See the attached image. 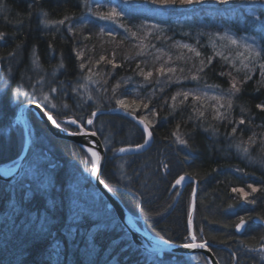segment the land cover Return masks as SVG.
<instances>
[{
    "label": "trees",
    "instance_id": "obj_1",
    "mask_svg": "<svg viewBox=\"0 0 264 264\" xmlns=\"http://www.w3.org/2000/svg\"><path fill=\"white\" fill-rule=\"evenodd\" d=\"M120 7H127L125 31L108 35L107 25L97 22V13L112 8L118 11ZM45 20L64 23H57L59 32H48ZM260 21H264V0H230L228 4L203 0L168 7L153 0H0V33L4 34L0 40V80L16 82L24 76L30 89L36 88V80L45 81V88L56 85L60 90L55 104L67 117L78 119L76 111L90 116L92 112L99 113L94 118L106 125L104 133L112 139L103 177L130 210L132 204L131 212L143 217L154 234L183 243L190 241V211L188 207L184 209V201L191 199L193 185L177 199L180 189L173 190L172 184L181 175L193 176L200 188L193 217L196 233L201 237V229L205 230L204 238L215 244L216 255L226 257L220 260L222 264H233L235 259L237 264H264V252L252 251L264 246L260 243L261 234L264 236V110L256 107L264 103V84L258 83V67L245 69L233 56L224 54L229 57L225 61L212 47L215 34L226 31L255 38L257 47L264 45ZM185 44L200 56L182 47ZM101 56L107 59L101 61ZM113 59L118 67L108 63ZM201 60L203 72L198 71ZM81 63L86 67L81 69ZM161 66L173 67L176 72L161 75ZM141 70L151 71L152 77L146 80L139 74ZM88 75L92 80L85 78ZM192 75L200 78L192 80ZM246 75L252 78L246 79ZM233 78L240 91L229 97L231 109L227 101L224 108H219L226 118L215 119L217 102L208 92L227 94ZM79 80L95 82L89 95L73 91ZM117 83L119 88L115 87ZM183 91L207 92L210 98L202 96L203 100L196 101L189 96L181 103L183 98L177 97L173 102L172 96ZM10 96L12 90L0 97V164L18 158L25 143V132ZM119 99L131 105L127 110L146 118L152 126L154 142L143 154L122 156L115 149L117 145L139 144L145 139L143 129L130 118L117 113L107 115V110L120 106L116 103ZM32 100L40 102L36 94ZM201 111L203 116L199 115ZM240 119L245 120L243 125H238ZM98 125L93 122L90 128ZM233 127L237 129L235 135ZM37 130L39 135L47 132L41 125ZM177 131L187 144L176 140ZM254 133L255 142L250 143ZM46 136L54 139L55 145L60 144V152L54 153L58 156L54 162L59 160L60 167L52 173L60 185L70 183L71 173L90 181L83 171L93 168L90 154L73 143ZM28 167L37 185L31 177L30 187L26 183L8 186L0 182V264H166L143 253L106 205L104 213L101 210L84 215L87 224L106 225H100L103 230L99 233L94 234L90 226L70 223L65 197L55 198L52 188L47 196V188L40 187L36 174L46 169L44 163L33 162ZM234 188L244 192H234ZM164 206L174 208L173 212L160 213L158 209ZM241 218L247 221V227L239 236L235 227ZM159 221L164 232L157 231ZM65 230L66 235L62 234ZM60 238L72 246L55 257ZM76 243H80L81 251ZM103 250L111 253L110 260ZM170 257L165 255L164 259ZM203 261L201 256L183 257L174 264H208Z\"/></svg>",
    "mask_w": 264,
    "mask_h": 264
},
{
    "label": "bare ground",
    "instance_id": "obj_2",
    "mask_svg": "<svg viewBox=\"0 0 264 264\" xmlns=\"http://www.w3.org/2000/svg\"><path fill=\"white\" fill-rule=\"evenodd\" d=\"M127 8V7H126ZM125 7H120L118 9V12L121 13V15L113 20V22L109 21V20H103V19H100V18H96L97 22L100 23V24H103V25H107V28L109 30V32L113 33V34H118L119 32H123L124 33V27H118L117 25H114V23H119L120 25H123V20L128 17V13H127V9ZM59 29V28H58ZM58 29H55L54 31H49V32H55L57 31ZM111 29H114V31H111ZM59 32V31H57ZM97 34L100 36V33L97 32ZM91 37V36H90ZM62 41V40H61ZM86 43V41H85ZM23 79H26V77L22 76ZM23 79H20L16 82H9L8 79H1L0 80V97L2 95H5L6 94V91L8 90H12V96L11 97V101H12V104H13V107L14 108H17V117H18V120L19 122L22 124L23 126V129H24V132H25V135H24V140H25V143H24V148H23V151L21 153V155L23 154L24 150H25V147H26V140H27V135H26V131H25V127H24V124H23V121L21 119H19V114L21 112V108L24 104H27V103H34V104H38L40 107L41 105H43V108L45 111H47L48 115H51L52 118L56 121V124L58 125L59 128H62L64 130H67V131H70L72 133H79L80 132V124H71L69 123V120L70 119H77L76 117H72L71 115L69 117L65 116L64 113L62 112L63 110H60L59 108H49L48 106H46L44 103L37 101V100H32V97L35 95V94H32V93H29V91L31 90L28 86L25 85V82ZM81 81V80H79ZM85 81V80H84ZM95 82H92V81H89V84L90 86H93ZM20 91H25L26 92V95L25 96H17L19 94ZM202 92H195V94L197 95H201ZM212 97L213 96H217L218 94V91H209L208 92ZM207 98H210L209 96H207ZM192 100H194L192 98ZM203 100V99H202ZM198 105V104H197ZM58 106V105H57ZM117 108H120V106L114 108V109H110V110H107L106 112L109 113L107 114L108 116H110L112 113H117V114H122L124 115L125 117L127 118H130L132 121H134L138 126L141 127V125L133 118H131L130 116L124 114V113H120V112H117L116 109ZM124 109V108H123ZM124 110H127V109H124ZM15 111V110H14ZM129 111V110H127ZM77 115L79 116V118L77 120L80 121L81 124L84 125V128L87 130V131H92V132H95L97 133V135L99 136V138L101 139V141L103 142V145L106 149V152H107V156H108V149L106 148V144H107V135L104 133L105 129L103 126H106V125H101L99 123H101V120H98L97 118H94V117H91L90 115L88 114H85L83 111H76ZM130 113H132L133 115L136 116L137 119H143L146 123H149L148 120H146V118L144 117H141L139 116L138 114L136 113H133L131 111H129ZM99 114V113H96V115ZM73 115V114H72ZM92 118L93 119V122H95V124H99L97 127L98 128H95V129H92L90 128L91 127V124H87L86 123V120L88 118ZM106 117V115H105ZM31 118H32V121H33V125L35 127V131H36V150H35V153L33 155V157L30 159L26 169H25V172L24 174L20 177V179L16 182H11V181H6V180H1L0 179V182L1 183H4L5 185H8V186H11V185H16L18 183H26L28 185V187H30V180H28L30 177H31V182L34 183V185H37V182H35L36 178L34 177V174H31L29 173L28 174V166L34 162V165H37V164H41V163H44L45 165V170H42L40 171V175H39V172H37L36 176H37V179L40 178V187L41 188H47L45 190L46 192V195L48 196V193H50V189L52 188L53 191L52 193L55 195L54 197L57 198L58 200L61 199V197H65L64 201H67L69 202V205L67 207V213H68V218H69V221L70 223L72 224H75V225H78L81 226V227H85L86 226H90L92 231L95 233H99L97 231H102L103 228L100 227V225H103V224H99L98 225H95V224H87L86 222H84V215H85V212H87L90 216V214H93L94 213H98V212H102L104 213V209H105V205H106V209L108 211H111V212H115L114 209L110 208L109 207V200H107V198L104 196V194L94 185L93 181H92V173H93V168L92 170L88 169V168H84V174L87 176V178H89L88 180L90 181H82L80 178H78L77 176H75L74 174H70L69 175V182L70 183H66V185H60V183L58 182V180L55 179V176L52 174L53 172H56V168H59L60 166V161L59 160H55L54 162V158L55 157H58L57 155H55V151L57 150V147L60 146L59 145H55L54 144V139L52 138H49L48 136H46L47 134L55 139H58V140H65V141H68L70 143H73L75 145H77L78 147L82 148L83 150L84 147H81L80 145L76 144L75 142L71 141V140H66V139H62V138H59V137H56L50 130L49 128L47 127V124H45L42 120V118L40 117V115L36 112V111H32L31 112ZM41 125L47 132H40V135L38 134V126ZM149 127L152 131V126L149 124ZM142 128V127H141ZM40 129V128H39ZM143 129V128H142ZM143 131L145 132V130L143 129ZM153 134V132H152ZM154 137V136H153ZM107 138V139H106ZM146 140V133H145V139L144 141ZM144 141L142 143H139V144H144ZM154 142V141H153ZM138 144H134V145H127V146H120V145H117V147L115 149H120V148H128V147H134ZM153 145V144H152ZM111 146H112V143H111ZM152 147V146H151ZM150 147V148H151ZM111 148V147H110ZM109 148V149H110ZM149 148V149H150ZM172 148L174 149L175 147L172 146ZM149 149L145 150L144 152H139V153H134V154H124L123 152H120V154L122 156H131V155H138V154H143L145 152H147ZM58 152H60L59 150H57ZM87 151V150H85ZM88 152V151H87ZM89 153V152H88ZM47 157H45V155H47ZM21 155L18 156V158H16L15 160H12L11 162H4V163H1L0 166H6V170L5 172H11L12 170H15L16 167L19 165L17 160L21 157ZM91 156V155H90ZM66 155H63V159L65 158L66 159ZM92 157V156H91ZM93 159V158H92ZM65 161H68V160H65ZM106 161H107V158H106ZM118 162V161H117ZM105 166H106V162H105ZM93 167H94V160H93ZM105 169V167H104ZM86 171H89L90 174H88ZM27 172V174H26ZM103 173H104V170H103ZM103 173H102V176H101V180L102 182L109 188L111 189L110 185L108 184V182L104 179L103 177ZM182 176H186V177H192L194 178L193 176H189V175H181L179 176L176 180H178L180 177ZM71 177V179H70ZM195 180H197L196 178H194ZM176 180H174L173 184H172V189H180V192H179V196H177V199H180L181 197V194L182 192L186 189V188H189L190 186L193 185V190L191 192V199L189 201H187V199H185L184 201V209H186V207H188L189 209V215H188V229H189V237H190V241L189 242H186V243H183V242H178V241H173V240H170L167 236H159V235H156L154 234L151 230H150V226H148L147 224V221L144 220L143 217H137L136 215L137 214H134L131 212V210H134V207L132 206L131 204V210L126 206L125 203H123V201L121 200V198L111 189V191L121 200V202L123 203L125 209L132 215V217L134 219H131V223L136 226V224L142 229V230H147L149 234H152L153 236H156L157 238L161 239L162 241H171V243H174V244H188V243H191L192 240H191V235L194 233L197 237V240L196 242H203V241H207V242H210L208 240H206L204 237L205 235V230L204 229H201L202 230V233L201 234V237L199 234L196 233L194 227H193V221H194V212H195V209H196V204H197V199H198V196H199V181H198V188L196 190V186H195V182H188V183H184V184H180V185H176ZM159 186H163V184H158ZM90 190H93L94 192H96V194L98 195V198H93L90 196L89 198V191ZM79 198V200H77ZM94 199V200H91V199ZM196 198V200L194 201V199ZM178 201V200H177ZM79 202L78 204V207L80 208H77L75 207V204ZM178 203V202H177ZM173 207L175 208L176 207V203L173 204ZM173 209H169L168 207H162V209H158L161 212H167V213H172L173 212ZM79 210H81V212L79 213ZM136 211V210H135ZM116 214V212H115ZM117 216V214H116ZM118 220L120 221L119 217L117 216ZM261 218V217H260ZM154 219V218H153ZM141 222V224L139 223V221ZM155 221V219H154ZM27 222H30V221H27ZM98 223V222H97ZM120 223L122 224V226L126 229L127 233L131 236V239L133 241V243L140 249L143 251V253H145L146 255H148V257L150 259H154L153 261H156V260H162L163 263H166V264H174L176 263L175 261L179 260L180 258H187V259H190V258H197L199 256L203 257L205 259V261L203 262H208V264H210L208 258L206 256H203L201 254H193V255H175V254H170V253H167V252H164V251H160V252H157V253H149L147 251H145L144 249H142L133 239L132 235L130 234V232L127 230V228L123 225V223L120 221ZM240 223V222H239ZM238 223V224H239ZM244 223H245V228H244V231L242 232H239L238 231V228L235 227V232L237 235L241 236L244 234L245 230H246V227H247V221L244 220ZM158 229L157 231H161V232H164V227L162 225V222H158L156 223ZM155 225V226H156ZM103 226H106V225H103ZM96 231V232H95ZM62 234H67V230H65ZM262 236V240L260 241V243H264V236L261 234ZM79 241H82L81 238H79ZM212 245H211V249L213 251V254L215 255V257L218 259L219 263H221V261L224 259L226 260V257L225 256H221V257H218L215 253V251L213 250L215 246V244H213L212 242H210ZM77 246L79 247L80 251H81V248H80V243H76ZM71 246H72V243L69 242V241H65L63 240L62 238H60L58 240V246H56V248L54 249V254H55V257H58L62 252H65L66 250H70L71 249ZM264 247V246H261V248ZM261 248H254L252 249L253 252H258V251H261ZM65 250V251H64ZM84 254V252H82ZM102 253H104L107 257V259H111V253L109 251H102ZM165 255H168V256H171L170 258H168V260L164 259V256ZM84 257H87V254H85ZM154 257V258H153ZM156 259V260H155ZM197 259H195L196 261ZM221 260V261H220ZM194 261L193 260H190V263H193ZM224 262V261H223ZM54 264H59L57 261L54 262ZM206 264V263H204ZM233 264H237V259H235V261L233 262Z\"/></svg>",
    "mask_w": 264,
    "mask_h": 264
},
{
    "label": "water",
    "instance_id": "obj_3",
    "mask_svg": "<svg viewBox=\"0 0 264 264\" xmlns=\"http://www.w3.org/2000/svg\"><path fill=\"white\" fill-rule=\"evenodd\" d=\"M33 110L36 111L40 115L43 122L47 124V127L49 128V130L56 137L66 139V140H71L75 142L76 144L80 145L81 147H84V149L87 151H88V148H92L94 151L100 154L101 160L99 163V171H96V168H97L96 159L88 151L94 160L92 181L94 185L104 194L107 200H109V207L115 210L120 221L130 232L134 241L142 249H144L145 251L149 253H157L160 251H164V252L175 254V255L177 254L178 255L201 254L208 258L210 264H220L218 259L213 254V251L211 249L212 244L210 242H207L208 247L206 248H186L184 247L185 244L165 243V241H162L161 239L157 238L156 236H153L152 234H149L147 230H142L137 224L136 226H134L131 223V219H134L132 215L125 209L121 200L101 180V176H102V173L105 167L106 158H107V152L103 145V142L101 141L97 133L95 136H93L91 135L92 131L91 132L87 131L84 127L81 129L79 126L80 132L73 135L72 132L59 128L56 123L55 124L52 123V120L48 118L49 115L47 111L41 108L38 104L27 103V104H24L21 108L19 119L23 121V124L25 127V131L27 135L26 147L21 157L17 160L19 165L16 167L15 170H12L11 172H5V170L7 169L6 166H0V179L1 180L11 181V182L18 181L20 177L24 174L25 169L30 159L33 157L35 153L36 131H35V127L33 125V121L31 118V112ZM116 111L120 113H124L130 116L131 118L135 119L144 129V125L141 123V119H137L136 116L133 115L132 113L130 114L129 111L124 110L121 107L117 108ZM149 130L151 131L150 127H149ZM85 132L89 134L85 135ZM146 139H147V134H146ZM153 141H154V137L152 134L151 140L147 144H145V146L142 149H137L136 146L128 147L126 149H129V151H125L123 153L124 154H134V153L144 152L145 150L149 149L152 146ZM86 172L90 174L89 171H86ZM182 177H184V180L182 181L181 184L188 183V182H195V186L197 190L198 188L197 180H195L192 177H186V176H182ZM195 200L196 198L194 199V201ZM244 228H245V223L243 224L242 227L238 228V231L242 232L244 231ZM191 243H193V241ZM196 243H200V242H196Z\"/></svg>",
    "mask_w": 264,
    "mask_h": 264
},
{
    "label": "snow or ice",
    "instance_id": "obj_4",
    "mask_svg": "<svg viewBox=\"0 0 264 264\" xmlns=\"http://www.w3.org/2000/svg\"><path fill=\"white\" fill-rule=\"evenodd\" d=\"M193 2L203 3V0H153V3H159L160 5L165 6V7L175 6L176 4H191ZM217 2L221 3V4H228L230 2V0H217ZM97 15H99L100 19H103V20H115L121 15V13L118 12L115 8H112L110 11H108L106 13H97ZM45 16H47V13H45ZM67 18L68 17H65V19H67ZM256 19L259 20V17H257ZM44 23L47 24L48 21L45 20ZM56 23L63 24L64 20L56 21ZM260 25H261L262 30H264V21H260ZM121 27H123V25H121ZM71 30H72L71 27H69V31H71ZM101 32L102 33L104 32L103 28H101ZM107 34L108 35H113V33H111V32H109ZM132 36H136V33H132ZM225 38H227L230 41V43L233 44V45H239V43H240L238 40H236V39H234L232 37H228V36L221 37V39H225ZM2 39H4V34L0 33V40H2ZM252 39H253V41H255V38H252ZM182 47L188 48L190 51L195 52L196 56H200V53L198 51H196V49L192 48L190 45L185 44V45H182ZM243 48H244L245 51L243 53H239L238 54L240 57H242L241 63L243 64V67L245 69H249V70H251L254 67H258L259 70H260V77H261V81H259L258 83L264 84V45L257 47L255 42H253V43L245 42L243 44ZM217 55L221 56L225 61L229 60V57L225 56L223 53H217ZM77 56L82 58L83 54L78 52ZM106 59H107V57H105V56H101L100 57L101 61L106 60ZM211 59H212L211 57L208 58V62L209 63H211ZM88 63L91 64L92 61L89 60ZM97 63H99V61H97ZM108 63L113 64V67H118L119 66V65L115 64L114 59L113 60H108ZM200 64H201V67L198 69V71L199 72H203L204 71V68H203L204 60H201ZM60 67H63V65H60ZM80 67H81V69H83V68L86 67V65L84 63H81ZM137 67L139 68V65H137ZM232 67L233 68L236 67L235 63L232 64ZM236 70H237V72L240 71V69H238V68ZM158 71L160 72L161 75H163L165 73V71H167L168 73H175L176 69L173 68V67H168L167 69H165L163 66H161L158 69ZM89 72H91L90 68H89ZM139 74L144 76L146 80L148 78L152 77V75H153V73L151 71H148V72L145 73L143 70H141ZM220 75H225V73L221 72ZM228 75H231V73H229ZM85 78L87 80H92V75H88ZM199 78L200 77L197 76V75H192L191 76L192 80H198ZM251 78H252L251 75H246V79H251ZM115 87L119 88V83H117L115 85ZM208 87L219 88L220 86L219 85H209ZM56 91H57L56 88H51L50 89V92H56ZM239 91H240V88L238 87V82L236 81L235 78H233L232 81H231V87L228 90L227 94H225V95H217V96H213L212 97V99L217 102L216 115L214 116L215 119L222 120V119L226 118L225 114L221 113L219 111V108H224L225 107V103L224 102L227 101V108L231 109L232 100L229 97L234 95L235 93H237ZM207 95H208L207 92H204L201 95H197L194 92L183 91V92H177L176 95L172 96L171 99H172L173 102H175L177 97H182L183 99H182L181 103H183V101L188 100L189 96H192V98L194 100H196V101H201L202 96L204 98H207ZM91 98L92 97L89 96V99H91ZM44 100H45L46 103H50L52 108H56L57 107V105L55 103H51V101L49 99V96L45 95ZM116 103L119 104L120 107L124 108V109H128V108L131 107V105H129L123 99L117 100ZM166 103H167V101H166ZM133 104H135V102H133ZM66 106L67 105H65V107ZM41 107H43V105H41ZM137 107H139V105H137ZM144 107H147V105H144ZM172 107L173 108L176 107L175 103L172 104ZM256 107L261 109V110H264V103L257 104ZM199 115L203 116L204 113L201 111L199 113ZM95 116H96V112H92L91 117H95ZM91 117L86 120L87 124H92L93 123V119ZM48 118L50 120H52V123H54V124L56 123V121L52 118L51 115H49ZM69 123H71V124H80V128L81 129L84 127V125L81 124L80 121L77 120V119H70ZM141 123L144 125V130L146 131L147 139L144 141V144L136 145L137 149H142L145 146V144H147L152 138V132L149 130V123H146L143 119H141ZM244 123H245L244 119H240L238 121V125H243ZM178 129H179V125H177V130ZM236 130H237L236 127L232 128V134L233 135H235ZM75 134L76 133H73V135H75ZM88 134L89 133L85 132V135H88ZM91 135L95 136L96 133L92 132ZM174 135L176 136V140L179 143L187 144V141L184 140L178 134V131H177V133H174ZM255 135L256 134L254 133L252 137H249V142L250 143H254L255 142ZM243 150L245 152H248V148H244ZM88 151L91 153V155L93 157H95L96 163H97L96 171H99V163H100V160H101L100 154L98 152L94 151L92 148H88ZM118 151L125 152V151H129V149L120 148ZM183 180H184V177H180L178 180H176V185L181 184ZM248 187L252 188L253 191H256V189L252 185H249ZM233 191L234 192H241V193L244 192L243 189H236V188H234ZM245 199H247V194H245ZM243 224H244V220H243V218H241L240 223L237 224L236 227L240 228V227L243 226ZM191 240L193 241V243L185 244L184 247H186V248H206V247H208L207 241L196 243L195 241L197 240V237H196V235L194 233L191 235ZM165 243L171 244V241H165ZM261 252H264V247L261 248Z\"/></svg>",
    "mask_w": 264,
    "mask_h": 264
},
{
    "label": "rangeland",
    "instance_id": "obj_5",
    "mask_svg": "<svg viewBox=\"0 0 264 264\" xmlns=\"http://www.w3.org/2000/svg\"><path fill=\"white\" fill-rule=\"evenodd\" d=\"M109 21L113 22V20H109ZM114 25L121 27V25L119 23H114ZM58 26L59 25L57 23H51V22H48L47 24L44 23V29L48 32L52 31V30L54 31L55 29H58ZM111 31H114V29H111ZM225 36L232 37V38L238 40L240 42L239 45L231 44L227 38L221 39V37H225ZM245 42L253 43L254 41L249 35L238 37L233 32L226 31L223 33L215 34V36L212 38V47L217 51V53H223V54L229 55V56L231 55L236 60L241 62L242 57H240L238 54L243 53L245 51L243 48V44ZM36 81H35L36 82V88L31 89L30 93L36 94L42 103H44L49 108H52L50 103L45 102L44 97H45V95L49 96L51 103H55L56 99L59 97V90L60 89L56 85H53V84L50 86V88H45L42 85L45 81H40V80H36ZM40 82H42V83L40 84ZM51 88H56L57 91L56 92H50ZM73 91L81 92L83 95L84 94L89 95V93L92 92V87L90 86L89 81H80L76 86L73 87ZM25 95H26L25 91H20L17 96H25ZM106 142H107L106 148L109 149L111 147L112 139L108 138ZM90 196L93 198H98V195L93 190L89 191V198H90ZM93 198L91 200H94ZM77 200H79V198ZM78 203L79 202H77L75 204L76 209L80 208V207H78V205H80Z\"/></svg>",
    "mask_w": 264,
    "mask_h": 264
}]
</instances>
